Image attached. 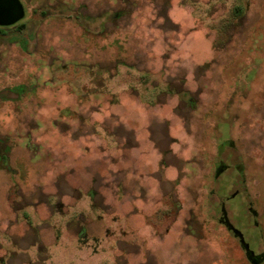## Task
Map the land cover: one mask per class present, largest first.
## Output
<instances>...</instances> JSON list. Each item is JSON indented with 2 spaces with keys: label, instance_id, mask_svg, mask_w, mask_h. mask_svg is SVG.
I'll return each mask as SVG.
<instances>
[{
  "label": "rangeland",
  "instance_id": "1",
  "mask_svg": "<svg viewBox=\"0 0 264 264\" xmlns=\"http://www.w3.org/2000/svg\"><path fill=\"white\" fill-rule=\"evenodd\" d=\"M62 4L5 50L0 264H251L219 219L264 254V0Z\"/></svg>",
  "mask_w": 264,
  "mask_h": 264
},
{
  "label": "flooded vegetation",
  "instance_id": "2",
  "mask_svg": "<svg viewBox=\"0 0 264 264\" xmlns=\"http://www.w3.org/2000/svg\"><path fill=\"white\" fill-rule=\"evenodd\" d=\"M18 1L20 2L21 6L23 8L22 18H20L19 20H17L13 24L0 25V35H1L0 36V65H2L3 69H4V70L0 71V82L4 81L5 78L8 77L9 72H10V69L7 66V62H5V60H7V58H8V52L5 50L8 49V46L15 45L16 47H14L13 50H16L17 52L20 53V51L23 50V46H24V45H22L23 43H19V42L14 41L13 37L9 38V35L12 34L13 31H16V34H19V33H22L27 28V25L24 24V20L27 17L26 2L31 1V0H18ZM73 1L74 0H62L63 4L57 8H62L65 11H70L71 10L70 3H72ZM19 87L20 86H16V87L12 88L11 91H16ZM218 168H219V169H217L218 173L226 172V169H227V167L225 165H219ZM221 211H222V209H221ZM252 213H253L252 215H253L254 219H256L257 212H252ZM219 223H220V225H222V227L225 229V231L228 232L229 237L234 241L238 251L242 254V256L244 257V259L247 262H253L254 264H258L264 260V254H262V255L260 254V255L256 256L253 253H250L246 249L245 243H247V242L244 239V235L242 234L243 235V237H242L240 233H236L234 231L236 228L230 224V222L224 217V214L219 219ZM256 225L258 226V229H259V223H256ZM243 239H244L245 243L242 242Z\"/></svg>",
  "mask_w": 264,
  "mask_h": 264
},
{
  "label": "water",
  "instance_id": "3",
  "mask_svg": "<svg viewBox=\"0 0 264 264\" xmlns=\"http://www.w3.org/2000/svg\"><path fill=\"white\" fill-rule=\"evenodd\" d=\"M23 16V8L18 0H0V25H9L15 23L17 20L22 18ZM236 233H240L243 237L242 233L235 229ZM245 243L244 239L242 240ZM246 249L250 252H254L250 250L249 244L245 243Z\"/></svg>",
  "mask_w": 264,
  "mask_h": 264
},
{
  "label": "trees",
  "instance_id": "4",
  "mask_svg": "<svg viewBox=\"0 0 264 264\" xmlns=\"http://www.w3.org/2000/svg\"><path fill=\"white\" fill-rule=\"evenodd\" d=\"M231 264H238V263H236V262H232ZM251 264H254L253 262H251Z\"/></svg>",
  "mask_w": 264,
  "mask_h": 264
}]
</instances>
